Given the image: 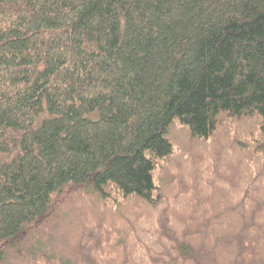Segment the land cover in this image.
Returning <instances> with one entry per match:
<instances>
[{"label": "trees", "instance_id": "trees-1", "mask_svg": "<svg viewBox=\"0 0 264 264\" xmlns=\"http://www.w3.org/2000/svg\"><path fill=\"white\" fill-rule=\"evenodd\" d=\"M263 165L264 0H0V264H264Z\"/></svg>", "mask_w": 264, "mask_h": 264}, {"label": "rangeland", "instance_id": "rangeland-1", "mask_svg": "<svg viewBox=\"0 0 264 264\" xmlns=\"http://www.w3.org/2000/svg\"><path fill=\"white\" fill-rule=\"evenodd\" d=\"M223 122H224V121H221V123H223ZM255 123H256V122H254V124H255ZM251 124H252V122H251ZM254 124H252V125H250V124H242L241 126H247V127H249V128L252 129L251 131H252V135H253V137H254V138H253V140H254L253 147H254V151H255L256 148L258 147L257 145H259L258 142L261 140V137H260L259 132L257 131V129H259V128H258V127L256 128V126H255ZM229 126H232V124L229 123V122H226V121H225V122H224V127L228 129ZM251 126H252V127H251ZM224 127H223V128H224ZM236 127H237V126H236ZM181 130H182V129H181ZM181 130H179V128L176 127V129L174 130V135L177 137V139L179 138V140L182 139V140H185V141H186L187 138L189 137V134H188V133H185L184 130H183V131H181ZM228 130H229V129H228ZM229 131H230V130H229ZM238 131H239V140H240L241 142L239 143V142L236 141V143H237L239 146H243L244 143H246V142L248 143L249 141H247L248 138H247L245 135H242V132H243V131H241V130H239V129H238ZM222 138H223V137H222ZM227 139H228V137L222 139V141H223V142H222V145H223V146H224V145L228 146V144L231 145V143L233 142V141H230V140H229V142H228ZM231 139L233 140L232 137H231ZM249 145H250V144H249ZM250 146H252V144H251ZM250 146H249V147H250ZM210 151H211V150H210ZM207 156H208V155L205 154V158H207ZM229 161L232 162V161H233L232 158H231ZM263 166H264V165H263ZM181 173L183 174V176H184V178H185L184 180H187V181H188V177L184 174V171H182ZM181 173H178V172H177V174H178L179 176H180ZM201 174H202V173H201ZM178 175H177V176H178ZM187 181H186V182H187ZM261 182H262V181H260V180L257 182V192H258V193H261V195H262V192H259V191H258L259 189H262V186H261L262 184H261ZM171 189H172V188H171ZM173 189H174V186H173ZM170 191H171V190H170ZM172 191H174V190H172ZM260 191H261V190H260ZM263 191H264V189H263ZM168 192H169V191H168ZM174 193H177V191L175 190ZM174 193H173V194H174ZM177 194H178V193H177ZM202 199H203V197H202ZM204 199H205V198H204ZM204 199H203V200H204ZM261 200H262V199H261ZM172 203H173V201H172ZM173 205H176L175 207L178 208V204H177L176 202H174ZM173 205H172V206H173ZM149 213H150V211H149ZM177 218H178V216H177Z\"/></svg>", "mask_w": 264, "mask_h": 264}]
</instances>
